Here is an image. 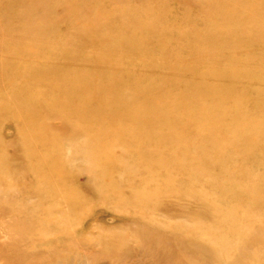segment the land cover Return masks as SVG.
I'll use <instances>...</instances> for the list:
<instances>
[{"label":"rangeland","instance_id":"rangeland-1","mask_svg":"<svg viewBox=\"0 0 264 264\" xmlns=\"http://www.w3.org/2000/svg\"><path fill=\"white\" fill-rule=\"evenodd\" d=\"M3 162L23 264H264V0H0Z\"/></svg>","mask_w":264,"mask_h":264},{"label":"bare ground","instance_id":"bare-ground-1","mask_svg":"<svg viewBox=\"0 0 264 264\" xmlns=\"http://www.w3.org/2000/svg\"><path fill=\"white\" fill-rule=\"evenodd\" d=\"M28 100V99H27ZM36 101V100H35ZM13 150V149H12ZM12 163V162H11ZM0 166H2L1 168H3V172L6 173L5 169H6V164L3 163H0ZM4 173V175H6ZM2 178V177H1ZM11 178V177H10ZM10 181V180H9ZM4 183V182H3ZM5 184V183H4ZM6 185V184H5ZM17 188V187H15ZM18 197V196H16ZM5 199V198H4ZM11 201V200H10ZM3 202V200H2ZM13 204V203H12ZM11 204V205H12ZM7 205V204H5ZM22 205V204H21ZM20 205V206H21ZM1 206V205H0ZM14 206V205H13ZM20 209V208H19ZM14 210V209H13ZM2 213L5 214V218H4V224H3V227L1 226L0 227V264H11L10 262H12V255L14 254L13 258H15V261H17V264H23V257L21 256V251L23 250L21 248V239H20V242L18 243V240L19 238L21 237V230H22V227L18 226V228H16L17 230V234L15 238H12V235H11V232L13 229H15L14 227V224H13V220H10L9 219V214L6 218V215H7V212L9 213V208L8 209H5L3 208L2 210ZM13 213V212H11ZM23 217V216H22ZM1 221V220H0ZM1 223V222H0ZM14 239H15V242H17L18 244V247L16 249H13L12 248V243H14ZM14 262V261H13ZM12 262V263H13ZM14 264V263H13Z\"/></svg>","mask_w":264,"mask_h":264}]
</instances>
